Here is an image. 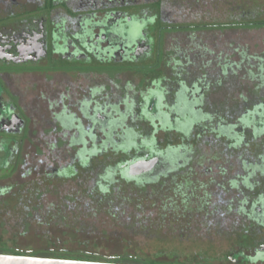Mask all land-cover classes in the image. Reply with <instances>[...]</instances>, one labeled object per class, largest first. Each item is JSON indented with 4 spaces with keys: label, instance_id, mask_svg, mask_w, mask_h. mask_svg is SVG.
<instances>
[{
    "label": "flooded vegetation",
    "instance_id": "obj_1",
    "mask_svg": "<svg viewBox=\"0 0 264 264\" xmlns=\"http://www.w3.org/2000/svg\"><path fill=\"white\" fill-rule=\"evenodd\" d=\"M201 3L208 7L201 0H0V228L12 236L0 240V254L118 264H193L201 255L197 264H212L197 249L209 247L212 234L222 262L264 264V99L239 103L229 85L240 61L253 60L231 58L218 43L206 47L212 58L204 62L178 53L156 71L167 41L178 52L175 20L166 17ZM231 40L234 53L238 40ZM205 137L221 146L218 170L197 182L193 164L213 172L209 152L194 157ZM230 153L240 166L223 157ZM154 159L149 171L133 174V166ZM45 181L59 182L55 202ZM213 188L215 207H190L195 191L210 199ZM128 191L150 204H187L141 208L138 222L126 223L133 210L109 206ZM149 212L165 221L143 218ZM196 212L202 218L193 220ZM33 233L46 245L42 252L17 243ZM131 234L164 247L169 261L97 247L98 240L129 243Z\"/></svg>",
    "mask_w": 264,
    "mask_h": 264
},
{
    "label": "rangeland",
    "instance_id": "obj_2",
    "mask_svg": "<svg viewBox=\"0 0 264 264\" xmlns=\"http://www.w3.org/2000/svg\"><path fill=\"white\" fill-rule=\"evenodd\" d=\"M183 1V0H180ZM189 1H194V0H189ZM201 1H207L208 2V7L205 8L203 7L204 4H191L190 7L188 8H179L178 13L176 18L174 19L173 17H166L168 20H175V28L173 29L175 32V34H173V36H175L173 39V43L175 41V45H176V51L178 50V52L174 53V51H172V49L174 48L170 45L171 40L166 42V49L167 52L164 53V55H162V57L160 58V66H158V68L156 69V71H162L161 69H163L162 65H166V59H170L173 58V55L175 56V59L177 60L178 58V53H181L182 55L187 54L190 57H192L193 62L197 63L199 62V60H202V62H204L205 59L208 58H212V52H208L206 51V47L208 49H210L211 47H216V45L218 43L224 44V51L229 52L230 56L232 58L233 52L232 51H228L227 49V45L228 42H232V38H236V41L238 40V45L235 42V47L238 46L237 48L242 49V51L245 50V52L249 53V54H257L258 58L257 59H264V0H224L226 1V4L223 8H218L216 4L218 0H201ZM184 3V2H183ZM181 2V4H183ZM178 5V4H177ZM224 10V16L225 19H222L223 17V11ZM172 31V30H170ZM186 31V32H184ZM223 39V40H221ZM169 48L171 50H169ZM231 48V46H230ZM236 49V48H235ZM194 51V53H193ZM236 52V50L234 51ZM219 53L218 51H215L214 54ZM260 57V58H259ZM191 59V58H190ZM235 59V57H234ZM239 60V59H238ZM163 61V62H162ZM219 62V61H218ZM164 63V64H162ZM153 65V64H151ZM217 65V64H215ZM214 65V66H215ZM219 65V64H218ZM217 65V66H218ZM162 66V68H160ZM240 66H245V64L243 62L240 61ZM248 66V65H247ZM250 69L252 71H254V69L260 68V66H256L255 63L250 64ZM153 68V67H152ZM165 69V68H164ZM217 69V68H215ZM256 70V72L258 71ZM166 72H170V68L168 70H165ZM216 71V70H215ZM129 74L131 75H135L136 72L134 73L133 71L129 70ZM255 79V78H254ZM247 91V89L245 88H241V90ZM238 91V89H235L234 93ZM243 92V91H242ZM237 95V94H236ZM220 96V95H219ZM181 98H183L182 100H184L185 96H181ZM238 100V102L240 103H244V100H242L241 97H238L235 99ZM253 102V101H252ZM190 107V105H189ZM179 110L182 109V107L180 105H178ZM193 112L191 117L194 118L195 116V112L193 111L192 108H190L188 111ZM130 121V119H129ZM167 138V137H166ZM206 140H200L199 144H196L195 146L196 148V152H195V159H202L203 156H201V152H209L210 153V159L214 160L213 162H210V169L213 170V172H208L206 173V171H208L209 168L206 167H201L198 166L197 168H194V164L191 166L192 168V175L193 177L196 179V181H202V182H206L207 180L212 179L216 172H217V168H216V163H217V159H218V155L219 153H217L219 151V147L221 146H217L216 141L212 142L214 139H212L211 137H205ZM167 140V139H166ZM168 141L164 142V145L167 144ZM254 147V146H253ZM201 148V149H200ZM243 151V150H242ZM241 151V152H242ZM247 153V151H243L242 154L245 155ZM200 154V156H199ZM218 154V155H217ZM226 158V160H235L237 162V164L239 163L238 160L235 158V154H224V156ZM239 166L241 165L240 163L238 164ZM195 169V170H194ZM215 172V173H214ZM48 182L45 181V185H44V189L43 191L45 193H47L48 197H49V201L51 202H55L56 200V196L55 193L58 191L59 185H58V181H54V183H50V186L47 184ZM212 193H213V198H201L204 197L202 192H198L195 191V196L194 199H191L189 201L190 203V207L192 209L198 208L200 205L204 206L205 203L202 202H207L210 205H213L214 207L219 203V200L217 198V190L215 188L212 189ZM133 194V192L131 193V191H128L127 194H125V196H128L127 199H125V201H128V206L126 204L122 205L125 201L123 199L120 198H111V203L109 207L112 208H118V207H128L130 208V210H133V214L132 216L129 215V219L128 222L126 223H130L131 219L132 222H138V220L136 219V216L134 215L135 213H138V209L141 208H150V210H155L157 207L161 209L162 208H173L176 205H178L180 208L184 206V202L180 201V200H168V201H164V200H156L157 204L153 203L150 204L149 200L147 199L146 196H144V200H141L137 197H132L131 195ZM197 194V195H196ZM201 196V197H200ZM126 198V197H125ZM76 200H70V207H72V205L75 203ZM82 204L83 202L85 203V199H82ZM100 202V200H98ZM177 201V202H176ZM149 210V211H150ZM147 213V211H146ZM169 213V212H168ZM199 213H193L192 215H190V218H192L193 220L196 219H200L202 218L201 215H198ZM150 216V220L152 223L153 220H156L157 222H164L166 216H162L161 220L158 219L156 216L154 215H144L143 218L145 217H149ZM170 217V216H169ZM167 217L166 220H169L170 218ZM141 218V220L143 219ZM216 216L215 214L210 216V218H208L209 222H217L216 220ZM214 220V221H213ZM197 222V221H196ZM98 223H102V222H98ZM136 235H129L127 237V239L130 240L129 243L125 242V241H120V240H116L115 239L113 241H111L112 237L109 238V244L107 245L106 241L105 245H103V240H98L99 244L97 247H99V251L103 254L106 255H110V254H120V255H137V256H142L144 255V257L147 256V260L151 262L152 259H155L156 256H158L156 258V260L158 262H166L169 261L168 258H166V254L165 255H160L161 252H163L165 250L164 247L162 246H155L154 243L150 242L149 238H146V236H141V237H135ZM214 236H212V234L209 235V238H206L205 243L211 244L209 247H205L203 249L201 248H197L199 250H202L203 252L201 253L202 256H204L205 258H203L204 260H209L212 264H226L224 262H222L223 258L220 255V250L221 248L218 247V245H213V243L217 244L215 238H213ZM4 238V240L7 241H11L10 238H12V236H10V232L6 229V228H0V240L2 241ZM14 239V238H13ZM19 242H17L20 246H30V248H26V249H32L35 252H42L44 249H46V245L42 242H40V240L33 235H27V238L25 239H18ZM70 241H74V239H70ZM200 242V241H199ZM199 242H191L189 244H198ZM12 242L8 243L9 246H11ZM140 244L142 247H140ZM201 244V242H200ZM69 246V248L75 249L76 247H78L77 245H75L73 242H70V244H67ZM199 247V246H198ZM87 250H91V247L86 248ZM174 255H179V250L180 248H172ZM171 249V251H172ZM190 249V248H189ZM193 249V248H192ZM94 250V249H93ZM170 251V250H169ZM168 252V251H167ZM43 255V254H41ZM210 256V257H208ZM201 255H199L197 257L196 260H194L192 263L193 264H197V260H200ZM212 259V260H211Z\"/></svg>",
    "mask_w": 264,
    "mask_h": 264
},
{
    "label": "crops",
    "instance_id": "obj_3",
    "mask_svg": "<svg viewBox=\"0 0 264 264\" xmlns=\"http://www.w3.org/2000/svg\"><path fill=\"white\" fill-rule=\"evenodd\" d=\"M247 53V52H246ZM233 58H242V49L236 50V52L233 53ZM243 58H246L245 55H243ZM248 57L253 60V63H255L256 66H259L260 68L254 69L252 71L250 68V63L248 61H245L244 64L245 66H240L239 69H236L232 75H229L230 81L226 80L224 83L225 86L228 85V82H230L229 85H233V88L238 89L234 93L235 98L241 97L242 100H248L250 102L255 101L257 98H263L264 99V59L260 60L257 59L258 55L257 54H248ZM255 57V58H254ZM242 58V59H243ZM248 65V66H247ZM256 70H258L256 72ZM255 78V79H254ZM241 88L247 89V91L244 92V90ZM243 91V92H242ZM263 91V92H262ZM237 94V95H236ZM262 99V100H263Z\"/></svg>",
    "mask_w": 264,
    "mask_h": 264
},
{
    "label": "water",
    "instance_id": "obj_4",
    "mask_svg": "<svg viewBox=\"0 0 264 264\" xmlns=\"http://www.w3.org/2000/svg\"><path fill=\"white\" fill-rule=\"evenodd\" d=\"M154 104H157V99L154 100ZM156 159L151 163H138L133 166V174L140 175L146 171H149L153 166ZM0 264H118L108 262H97L87 260H74L63 258H51V257H37L28 255H7L0 254Z\"/></svg>",
    "mask_w": 264,
    "mask_h": 264
},
{
    "label": "trees",
    "instance_id": "obj_5",
    "mask_svg": "<svg viewBox=\"0 0 264 264\" xmlns=\"http://www.w3.org/2000/svg\"><path fill=\"white\" fill-rule=\"evenodd\" d=\"M178 1H180V0H178ZM185 1H186V0H183V1H181V2H182V3H183V2L185 3ZM183 8H185V7H183ZM243 54H244L246 57H248V55H247L246 52H244V53L242 52V55H241L242 58L244 57ZM248 58L250 59V57H248ZM243 59H244V58H243ZM184 204L186 205L187 203H184Z\"/></svg>",
    "mask_w": 264,
    "mask_h": 264
}]
</instances>
